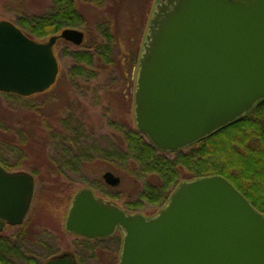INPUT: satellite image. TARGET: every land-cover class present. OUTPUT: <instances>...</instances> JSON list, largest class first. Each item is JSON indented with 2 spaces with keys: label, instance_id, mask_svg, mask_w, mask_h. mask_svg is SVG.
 Returning a JSON list of instances; mask_svg holds the SVG:
<instances>
[{
  "label": "water",
  "instance_id": "1",
  "mask_svg": "<svg viewBox=\"0 0 264 264\" xmlns=\"http://www.w3.org/2000/svg\"><path fill=\"white\" fill-rule=\"evenodd\" d=\"M58 38L80 45L66 27L36 41L0 20V92L31 96L56 80ZM264 99V0H155L139 51L133 116L158 150L193 144ZM104 181L116 186L110 171ZM34 180L0 164V231L19 225ZM121 230L119 264H264V214L223 176L181 181L151 217L77 191L64 228L86 239ZM44 264H72L66 255Z\"/></svg>",
  "mask_w": 264,
  "mask_h": 264
},
{
  "label": "rangeland",
  "instance_id": "2",
  "mask_svg": "<svg viewBox=\"0 0 264 264\" xmlns=\"http://www.w3.org/2000/svg\"><path fill=\"white\" fill-rule=\"evenodd\" d=\"M19 1L24 4L26 13L41 12L51 3V0ZM100 2L78 1V7L86 19L85 26L78 28L84 33L82 44L73 45L61 38L54 43L53 53L58 61L54 84L42 93L27 96V99L24 96L5 98L0 94V140L7 143L0 145V155L10 163L21 159L22 165L18 169L35 175L34 196L27 218L20 226L5 227L0 235H16L27 252L39 261L68 252L78 264H118V235L117 238L88 243L64 229V212L74 191L89 188L107 201L124 205L130 213L151 216L158 210L139 199L145 183L156 184L158 178L154 174L139 177L133 162L129 161V166H124L117 159L106 160L100 151L111 148L121 151L124 147L122 134L112 128L111 123L127 127L135 125L131 71L154 0ZM14 4V1L0 0V20L15 24L16 15L11 11ZM103 19L113 22L115 27L112 64L96 60L93 67L95 72L86 79L72 80L69 77L70 64H67L70 58L65 50L71 46L70 49L89 48L92 52L97 34L94 27ZM48 38L32 39L42 42ZM80 124L78 143L71 148L64 136L74 139L71 128ZM11 146L20 150L16 151ZM79 148L87 149L90 157L79 168L72 166L77 168L73 170L65 165L68 162V166H71L72 161L67 159L64 152L78 154L80 151L76 149ZM105 171L119 177V184L110 186L105 183L102 178ZM105 192L118 197L111 198ZM133 201L138 202V208L130 211L127 202ZM15 264L27 263L17 260Z\"/></svg>",
  "mask_w": 264,
  "mask_h": 264
},
{
  "label": "trees",
  "instance_id": "3",
  "mask_svg": "<svg viewBox=\"0 0 264 264\" xmlns=\"http://www.w3.org/2000/svg\"><path fill=\"white\" fill-rule=\"evenodd\" d=\"M9 1L15 2L11 6V11H14L16 15L15 24L28 37L44 39L58 34L66 27L83 28L86 24L85 16L78 7L80 0H51L50 5H47L43 11L33 13H26L21 1ZM113 25V22L105 21V19L95 25L97 34L92 52L88 50L89 48L70 49L71 46L65 50L70 58L67 64H70L69 77L72 80L86 79L95 72L93 67L96 60L103 64H112V49L116 44ZM0 94L5 98L21 97L12 93L0 92ZM24 98L27 99V97ZM0 125H2L1 122ZM110 126L122 134L124 147L121 151L113 148L108 151L100 150L103 158L117 159L124 166H129V161L133 162L139 177L154 174L158 182L145 183L139 194V199L153 208L158 209L162 206L181 180L218 174L225 177L258 212L264 214V99L258 101L245 115L174 152L156 149L149 139L136 129L135 125L127 127L111 123ZM81 127L82 124L71 128L74 139L71 136H64L71 148L78 143L80 135L78 129ZM5 143L4 140H0V145ZM11 147L16 150V147ZM88 149L90 150L91 147ZM76 150L80 152L72 153V155L64 152L67 159L72 161L71 166L74 167L81 166L90 157L87 149ZM8 161L0 155V163L5 168L18 169L22 165L21 159H17L14 163ZM65 165L68 166L69 163ZM105 194L111 198L118 197L113 193L105 192ZM136 201L127 202L130 210H137L138 202ZM13 260H24L27 264H41L27 252L16 235H0V264H15Z\"/></svg>",
  "mask_w": 264,
  "mask_h": 264
},
{
  "label": "flooded vegetation",
  "instance_id": "4",
  "mask_svg": "<svg viewBox=\"0 0 264 264\" xmlns=\"http://www.w3.org/2000/svg\"><path fill=\"white\" fill-rule=\"evenodd\" d=\"M143 28H145V27H143ZM144 29H143V32H142V37H143V35H144ZM140 50V49H139ZM138 55H139V51H138V54H137V56H136V58H134L133 60H134V66H133V70L131 71V77L133 78V85H132V107L134 106V83H135V75H136V67H137V62H138ZM134 76V77H133ZM66 154V153H65ZM67 167H69V168H72L73 170H76L77 168H74V167H72V166H67ZM80 166H78V168H79ZM8 169V168H7ZM71 169V170H72ZM9 171H22L21 169H9ZM23 171H25V170H23ZM28 173H30L31 175H32V177H33V180H34V189H35V175H33L31 172H29V171H27ZM106 172V171H105ZM104 172V173H105ZM103 173V174H104ZM102 174V175H103ZM103 178V177H102ZM104 180V179H103ZM105 182V181H104ZM106 183V182H105ZM89 189V188H88ZM92 192H93V194L97 197V198H101V199H103L102 197H99L97 194H95V192L92 190ZM33 196H34V193H33ZM32 200H33V197H32ZM71 200V199H70ZM105 200V199H104ZM107 201V200H106ZM31 204H32V201H31ZM118 206V205H117ZM30 207H31V205H30ZM30 207H29V210H30ZM42 207H44L43 205H42ZM118 207H120L122 210H124V211H126V212H128V209H126L125 207H124V205H120V206H118ZM42 211H43V209L42 208H40ZM29 210H28V212H29ZM67 211V210H66ZM131 211V210H130ZM28 212H27V214H28ZM134 212V211H133ZM27 214H26V216H25V219L27 218ZM152 216V215H151ZM65 217H66V214L64 213V217H63V225H64V223H65ZM146 218H148V217H150V216H145ZM25 219L23 220V222L25 221ZM23 222L21 223V224H23ZM21 224H19V225H15V226H10V225H7L6 227H17V226H20ZM3 231V230H2ZM0 233H1V231H0ZM71 234V233H70ZM73 235V234H72ZM117 235H118V240H119V245H118V249H119V252H120V248H121V243H122V234H121V230L117 227L116 228V230L114 231V233L112 234V235H110V236H108V237H104V238H95V239H92V240H90V239H86V238H82V237H80V236H76V235H74V237L75 238H77V239H80V240H82V241H84V242H88V243H90V242H96V241H101V240H105V239H111V238H117ZM12 236V235H11ZM63 255H66V257L67 258H70L71 259V261H72V264H78L77 263V261H76V259H75V257L74 256H72L70 253H68V252H63V253H61V254H59V255H54V256H51V257H49L48 259H46V260H44V261H39L37 258L35 259L34 258V255H31L34 259H35V261L37 262V263H40L41 262V264H44L46 261H48V260H51V259H54V258H58V257H60V256H63Z\"/></svg>",
  "mask_w": 264,
  "mask_h": 264
}]
</instances>
